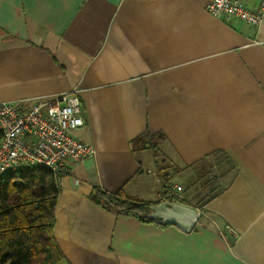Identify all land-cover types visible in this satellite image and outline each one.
<instances>
[{
  "label": "crops",
  "instance_id": "1",
  "mask_svg": "<svg viewBox=\"0 0 264 264\" xmlns=\"http://www.w3.org/2000/svg\"><path fill=\"white\" fill-rule=\"evenodd\" d=\"M207 3L0 0V101L77 90L73 136L94 149L57 179L65 264H264V20ZM146 130L162 134L157 161L130 147ZM177 185L201 213L190 232L90 199L99 187L155 204Z\"/></svg>",
  "mask_w": 264,
  "mask_h": 264
},
{
  "label": "trees",
  "instance_id": "2",
  "mask_svg": "<svg viewBox=\"0 0 264 264\" xmlns=\"http://www.w3.org/2000/svg\"><path fill=\"white\" fill-rule=\"evenodd\" d=\"M161 133H141L131 141L132 149H149L159 160ZM57 178L42 166H28L0 177V264H65L54 239V207L59 189ZM219 186L209 191L196 206H202L217 194ZM168 194L164 197L177 201ZM90 199L111 212L123 213L144 222L154 203L127 196L122 189L107 192L95 187Z\"/></svg>",
  "mask_w": 264,
  "mask_h": 264
},
{
  "label": "built area",
  "instance_id": "3",
  "mask_svg": "<svg viewBox=\"0 0 264 264\" xmlns=\"http://www.w3.org/2000/svg\"><path fill=\"white\" fill-rule=\"evenodd\" d=\"M248 6L244 0H209L206 10L226 20L256 26L264 20V0ZM78 91L72 89L48 101H0V177L28 166L49 169L58 179L67 163L91 156L92 145L73 136L84 118ZM181 187L170 195L177 199ZM198 221V220H197Z\"/></svg>",
  "mask_w": 264,
  "mask_h": 264
},
{
  "label": "water",
  "instance_id": "4",
  "mask_svg": "<svg viewBox=\"0 0 264 264\" xmlns=\"http://www.w3.org/2000/svg\"><path fill=\"white\" fill-rule=\"evenodd\" d=\"M149 216L159 225L173 224L184 232L195 227L201 215L200 211L177 201L164 199L151 205Z\"/></svg>",
  "mask_w": 264,
  "mask_h": 264
},
{
  "label": "rangeland",
  "instance_id": "5",
  "mask_svg": "<svg viewBox=\"0 0 264 264\" xmlns=\"http://www.w3.org/2000/svg\"><path fill=\"white\" fill-rule=\"evenodd\" d=\"M248 1V0H247ZM249 2V1H248Z\"/></svg>",
  "mask_w": 264,
  "mask_h": 264
}]
</instances>
